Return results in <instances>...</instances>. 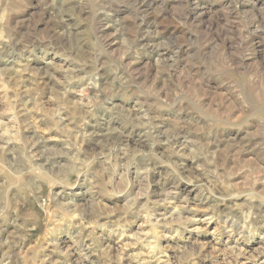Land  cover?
Wrapping results in <instances>:
<instances>
[{"label":"clouds","instance_id":"obj_1","mask_svg":"<svg viewBox=\"0 0 264 264\" xmlns=\"http://www.w3.org/2000/svg\"><path fill=\"white\" fill-rule=\"evenodd\" d=\"M0 264H264V0H0Z\"/></svg>","mask_w":264,"mask_h":264}]
</instances>
